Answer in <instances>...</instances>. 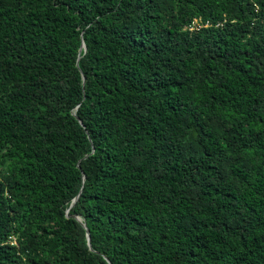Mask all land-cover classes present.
<instances>
[{
	"label": "trees",
	"instance_id": "1",
	"mask_svg": "<svg viewBox=\"0 0 264 264\" xmlns=\"http://www.w3.org/2000/svg\"><path fill=\"white\" fill-rule=\"evenodd\" d=\"M0 264H264V0H0Z\"/></svg>",
	"mask_w": 264,
	"mask_h": 264
},
{
	"label": "clouds",
	"instance_id": "2",
	"mask_svg": "<svg viewBox=\"0 0 264 264\" xmlns=\"http://www.w3.org/2000/svg\"><path fill=\"white\" fill-rule=\"evenodd\" d=\"M209 24L212 25V23L209 22V21H204L202 18L195 17L192 20V22L190 23L189 29L190 30H195L196 28H201L202 26H208ZM219 25H217V26H219Z\"/></svg>",
	"mask_w": 264,
	"mask_h": 264
},
{
	"label": "water",
	"instance_id": "3",
	"mask_svg": "<svg viewBox=\"0 0 264 264\" xmlns=\"http://www.w3.org/2000/svg\"><path fill=\"white\" fill-rule=\"evenodd\" d=\"M82 47H85V45H82ZM84 82H85V78H84ZM76 200H77V198L74 200L72 206L75 205ZM78 220L81 221V222H83V225H84L85 227H87V226H86V223H85L80 217H78ZM87 238H88V244H89V246H90V248H91V236H90L89 231H88V233H87ZM107 260L109 261V259H107ZM109 262H110V261H109Z\"/></svg>",
	"mask_w": 264,
	"mask_h": 264
}]
</instances>
